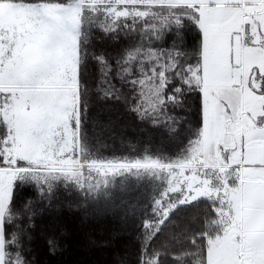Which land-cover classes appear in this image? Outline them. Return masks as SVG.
<instances>
[{
    "label": "snow or ice",
    "instance_id": "1",
    "mask_svg": "<svg viewBox=\"0 0 264 264\" xmlns=\"http://www.w3.org/2000/svg\"><path fill=\"white\" fill-rule=\"evenodd\" d=\"M76 218L102 264H264V0H0V264Z\"/></svg>",
    "mask_w": 264,
    "mask_h": 264
},
{
    "label": "trees",
    "instance_id": "2",
    "mask_svg": "<svg viewBox=\"0 0 264 264\" xmlns=\"http://www.w3.org/2000/svg\"><path fill=\"white\" fill-rule=\"evenodd\" d=\"M110 225L107 222L81 221L79 218L67 231V243L62 254L50 256L41 245L40 258L43 264H102L106 252L89 246V238L103 234Z\"/></svg>",
    "mask_w": 264,
    "mask_h": 264
}]
</instances>
